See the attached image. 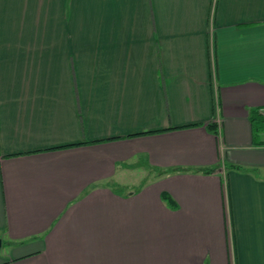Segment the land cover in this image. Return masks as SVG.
I'll use <instances>...</instances> for the list:
<instances>
[{
  "label": "crops",
  "instance_id": "obj_1",
  "mask_svg": "<svg viewBox=\"0 0 264 264\" xmlns=\"http://www.w3.org/2000/svg\"><path fill=\"white\" fill-rule=\"evenodd\" d=\"M262 109L264 0H0V264H264Z\"/></svg>",
  "mask_w": 264,
  "mask_h": 264
},
{
  "label": "trees",
  "instance_id": "obj_2",
  "mask_svg": "<svg viewBox=\"0 0 264 264\" xmlns=\"http://www.w3.org/2000/svg\"><path fill=\"white\" fill-rule=\"evenodd\" d=\"M260 123H262L263 128H264V120H262ZM209 129L213 130V132L216 133L217 125L216 124H212V125L209 126ZM163 197H164L165 200L169 199V196H167V195H164Z\"/></svg>",
  "mask_w": 264,
  "mask_h": 264
},
{
  "label": "built area",
  "instance_id": "obj_3",
  "mask_svg": "<svg viewBox=\"0 0 264 264\" xmlns=\"http://www.w3.org/2000/svg\"><path fill=\"white\" fill-rule=\"evenodd\" d=\"M260 114L264 115V109L260 110Z\"/></svg>",
  "mask_w": 264,
  "mask_h": 264
},
{
  "label": "water",
  "instance_id": "obj_4",
  "mask_svg": "<svg viewBox=\"0 0 264 264\" xmlns=\"http://www.w3.org/2000/svg\"><path fill=\"white\" fill-rule=\"evenodd\" d=\"M2 247V241H1V239H0V248Z\"/></svg>",
  "mask_w": 264,
  "mask_h": 264
}]
</instances>
